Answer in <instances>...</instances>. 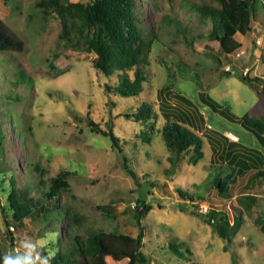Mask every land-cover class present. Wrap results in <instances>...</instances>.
Returning <instances> with one entry per match:
<instances>
[{
	"label": "rangeland",
	"instance_id": "rangeland-1",
	"mask_svg": "<svg viewBox=\"0 0 264 264\" xmlns=\"http://www.w3.org/2000/svg\"><path fill=\"white\" fill-rule=\"evenodd\" d=\"M35 1L0 0V19L24 41L21 52H0V254L18 247L25 235L36 240L57 233L56 243L45 249L51 256L66 244L68 214L77 212L83 217V231L135 237L142 226L141 250L149 264H264L260 228L264 180L237 179L232 197H219L213 179L232 168L211 165L204 138L203 159L193 166L189 154L183 155L171 170L170 153L160 134L165 121L158 112L157 96L160 87H170L197 106L212 131L264 155L252 133L199 101L204 92L230 106L238 117L264 118V94L242 80L245 74L264 76V0H258L254 14L247 12L249 29L243 35L235 34L242 47L231 55H224L213 41L200 35L209 26L199 25L188 8L181 10L185 1L140 0V26L154 40L144 68L146 80L135 96L107 93L104 85L113 86L116 75L104 76L93 68L92 53L59 38L58 18L43 14ZM236 3L222 0L229 16L239 14ZM143 103L151 109L148 118L126 116L137 114ZM88 120L94 128L112 132L121 152L112 149L108 137L92 131ZM36 165L40 170L34 169ZM60 173H66L67 187L60 190L57 203L52 201L56 207L34 211L23 219V225H17L6 210L10 180L18 192L28 189L32 202L38 199L46 207L43 192L50 178ZM162 183L168 185L170 196L165 195ZM176 187L189 195L202 194L204 201L194 198L192 205L188 199L181 200ZM143 194L151 208L137 223L134 210L141 209ZM210 208L226 212L230 225L240 209L239 223L228 226L229 240L189 212L203 214ZM170 242L188 250L184 259L171 254ZM97 264L128 261L104 257Z\"/></svg>",
	"mask_w": 264,
	"mask_h": 264
},
{
	"label": "trees",
	"instance_id": "trees-1",
	"mask_svg": "<svg viewBox=\"0 0 264 264\" xmlns=\"http://www.w3.org/2000/svg\"><path fill=\"white\" fill-rule=\"evenodd\" d=\"M139 1L88 0L83 3L71 0H36L34 6L39 8L43 14L56 15L61 26L59 38L73 48L92 53L94 55L93 68L106 77L116 75L113 86L104 85L107 93L135 96L142 91L146 80L144 68L149 63L154 40L152 35L140 26L141 20L137 16ZM183 1L185 3L181 2V10L188 8L199 25L209 26V30L200 35L213 41L224 55L237 53L241 49L242 44L235 38V34L243 35L248 31L251 18L247 12L254 14L258 0H237L236 6L239 14L236 17L228 15L223 8L222 0ZM23 47L24 41L0 19V52H21ZM242 80L251 85L259 94H264V76L245 74ZM157 96L158 112L165 121L160 134L170 153L171 170L177 166L183 155L189 154L188 162L193 166L203 159L202 138H204L211 152L209 158L211 165L218 167L219 164H225L232 168V171L226 175L213 179L219 197L225 200L231 198L238 181L242 182L244 178L246 182L253 178L264 180V155L260 150L248 147L239 141L230 140L222 133L212 131L211 127H207L203 114L197 106L186 96L174 92L170 87H160L157 90ZM199 101L211 112L247 129L264 149V118H252L247 115L238 117L231 112L230 106L218 103L204 92L199 94ZM150 111L149 106L143 103L139 106L137 114L126 116L144 120L148 118ZM88 125L92 131L108 137L112 149L117 153L121 152L118 147L119 140L112 132L94 128L95 124L91 120H88ZM122 160L125 158L123 157ZM34 169L38 171L40 167L36 165ZM171 170L166 173H170ZM127 171L133 174L129 169ZM65 175L66 173H60L50 178L47 191L43 192L47 202L46 207L38 199L32 202L33 199L28 197V189L18 192L15 181L11 179L6 208L11 214V219L17 225H23V219L31 216L34 211L47 212L51 208L54 209L56 206L53 202L57 203L60 190L67 187ZM152 183L154 182H150L149 185L154 187ZM161 188L165 195L172 194L166 183H162ZM175 193L181 200H190L192 205H195L194 198L204 199L202 194L189 195L187 191L177 187ZM144 197L143 194L139 199L141 209L134 210L137 223L151 208L144 203ZM179 207L183 209V206ZM236 211L239 213L240 209ZM1 212L4 215L3 218L6 219L5 209L2 208ZM64 212L67 213L65 209ZM189 212L200 216L205 223L214 227L221 238L226 240H229L228 228L235 222L238 224L241 219L237 213L235 221L233 220V224L230 225L227 213L224 211L210 208L203 214L193 210ZM82 221L81 214L77 212L68 214L66 244L56 251L51 264H97L98 260L104 257L124 258L127 259L128 264H149V258L141 250L144 236L142 226L139 227L137 236L133 237L128 234L104 233L92 229L83 231ZM260 223V228L264 232V220ZM9 225L7 222L6 226ZM168 247L171 254L178 258L184 259L188 252L175 242H170ZM2 256L0 254V258Z\"/></svg>",
	"mask_w": 264,
	"mask_h": 264
},
{
	"label": "clouds",
	"instance_id": "clouds-1",
	"mask_svg": "<svg viewBox=\"0 0 264 264\" xmlns=\"http://www.w3.org/2000/svg\"><path fill=\"white\" fill-rule=\"evenodd\" d=\"M57 239V233H49L36 240L25 235L20 239L18 247L3 254L0 264H51L55 253L50 256L45 249L55 244Z\"/></svg>",
	"mask_w": 264,
	"mask_h": 264
}]
</instances>
